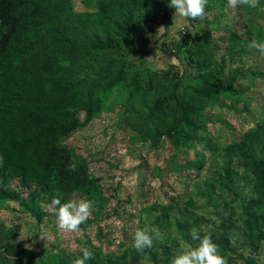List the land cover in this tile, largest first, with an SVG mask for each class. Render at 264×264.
Segmentation results:
<instances>
[{
    "label": "rangeland",
    "instance_id": "obj_1",
    "mask_svg": "<svg viewBox=\"0 0 264 264\" xmlns=\"http://www.w3.org/2000/svg\"><path fill=\"white\" fill-rule=\"evenodd\" d=\"M16 8L21 27L40 34L28 60L50 58V84L57 78L63 88L73 74L83 80L72 93L60 89L62 107L76 112L78 124L57 137L55 146L81 160L102 205L78 233H66L44 205L57 195L62 203L91 200L92 186L64 191L54 174L43 190L1 172L0 264H72L83 247L93 252L87 264H171L182 245H198L190 236L193 228L201 236L211 234L228 264L232 257L257 264L254 257L264 254V132L255 131L264 120V56L248 45L264 41V0L255 9L208 0L205 18L188 21L184 31H174L169 0H26ZM62 26L75 29L66 43L43 38ZM95 34L124 42L116 50H100L92 45ZM155 51L178 59L183 70L171 63L152 70L149 56ZM145 70L156 74L146 93ZM118 72L122 78L111 86L98 85ZM133 77L143 96L131 114L126 86ZM204 84L212 86L210 95L200 92ZM88 89L87 96L101 100L95 112L72 104ZM172 96L177 105L193 106L187 115L192 113L197 129L185 145L167 134L181 114ZM181 127L188 132L190 125ZM63 157L56 155L57 161ZM257 196L261 207H251ZM137 229L153 236L159 231L163 240L137 252ZM7 242L15 255L4 253Z\"/></svg>",
    "mask_w": 264,
    "mask_h": 264
},
{
    "label": "trees",
    "instance_id": "obj_2",
    "mask_svg": "<svg viewBox=\"0 0 264 264\" xmlns=\"http://www.w3.org/2000/svg\"><path fill=\"white\" fill-rule=\"evenodd\" d=\"M25 2L26 0H0V24L4 30L0 35V157L3 158V163L0 164V173L6 172L8 178H20L26 187L36 184L43 190L49 187L48 182L54 174L60 176L58 185L61 184L60 189L64 191L78 189L84 183H88L93 187L89 198L96 201L94 208L98 211L102 205L100 190L93 184V180L89 179L85 170L81 169V160L78 157L75 159L70 158L72 156L66 157L67 152L63 148L55 146L56 140L60 136L75 130L78 120L75 111H68L62 107L59 97L62 86L57 85L59 79H54V85L47 80L46 72L47 67L51 65L50 58L44 55L38 58V55H35L28 60L30 44L34 37L40 34L37 31L32 34V31L22 28L19 24L16 7L24 5ZM74 30L70 26H62L61 29L54 28L44 32L43 38L50 41L54 40L53 37L56 36L62 40L63 44L66 43L69 36H72L71 34H74ZM95 37L96 40L92 43L93 47L105 51L116 50L124 42L122 40L115 42L114 38L102 40L96 34ZM84 58L85 56L82 60ZM144 73L145 77L150 80V83L147 82L144 88L146 93L154 86L156 79L153 80V78L156 77V74L149 70H145ZM121 78L122 74L118 72L111 77H104L105 82L101 81L98 85L111 86L114 81ZM81 81L83 80L79 78V75L68 76V79L62 82L65 84L62 91L72 93V90L80 85ZM140 84L133 77L130 84L126 86L128 90L126 109L131 114L136 113L135 104L139 103L143 96ZM211 91L212 86L207 84L200 87L202 95H210ZM89 92L90 89L82 98H76L72 104H78V107L84 108L87 112H95L99 110L101 100L87 96ZM172 97L174 106L178 107L177 110H181V114L167 134L175 135L181 142L180 144L185 145L187 139L190 140L189 136L197 129L192 113L187 115L189 111H192L193 106L181 102L177 105L174 96ZM58 119L62 121L60 124L55 123ZM182 125L186 127L190 125L188 132H185ZM32 126L39 127L37 133H30L29 130ZM140 129L139 127L138 130L140 131ZM255 129V131L264 132V120ZM44 139L52 143V148L44 147ZM243 143L245 145V140ZM260 151L264 153V143L260 147ZM41 152L45 154L43 159L38 158V154ZM62 154L64 157L57 161L56 155L61 156ZM73 159L78 162L77 170L69 171L67 166ZM263 162L264 159H262L261 165H264ZM251 201V207L256 205L258 208L261 207L260 196ZM2 248L8 255H15L17 251L9 242L5 243Z\"/></svg>",
    "mask_w": 264,
    "mask_h": 264
},
{
    "label": "clouds",
    "instance_id": "obj_3",
    "mask_svg": "<svg viewBox=\"0 0 264 264\" xmlns=\"http://www.w3.org/2000/svg\"><path fill=\"white\" fill-rule=\"evenodd\" d=\"M259 0H228L229 7L235 8L238 5H244L255 9L258 6ZM208 0H169V7L174 9L173 23L174 31H184L187 22L190 20L204 19L206 16V5ZM179 38V37H178ZM248 47L255 49L261 56H264V41L253 39ZM149 60V67L152 70L163 69L168 63L174 64L179 70H183V65L174 57H163L162 54L155 51V54ZM3 163V158L0 157V164ZM78 162L71 160L67 168L69 171H76ZM96 201L89 199H70L67 202H61L59 196L51 199L50 203L44 205L47 211L56 216L58 228L66 233H78L80 226L85 223L95 207ZM123 227L121 223L119 225ZM190 236L193 241H198L196 247L181 246L179 252L174 256L171 264H228V259L221 254L219 246L213 242L210 233L203 236L200 235V230L197 228L191 229ZM154 239L163 240V236L159 231H156L154 236L149 234L147 230L137 229L134 233L132 247L137 252H143L145 249H152ZM81 256H77L72 264H87V261L93 257V252L88 247L80 249ZM257 264H264V254L255 256ZM233 264H244V261L232 257Z\"/></svg>",
    "mask_w": 264,
    "mask_h": 264
}]
</instances>
